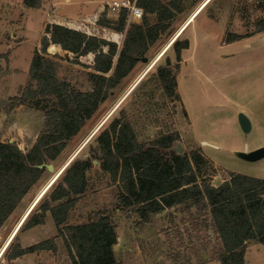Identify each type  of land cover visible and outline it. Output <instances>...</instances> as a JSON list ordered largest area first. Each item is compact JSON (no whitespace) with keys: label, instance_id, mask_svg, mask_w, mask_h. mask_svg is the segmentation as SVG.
Returning a JSON list of instances; mask_svg holds the SVG:
<instances>
[{"label":"rangeland","instance_id":"rangeland-1","mask_svg":"<svg viewBox=\"0 0 264 264\" xmlns=\"http://www.w3.org/2000/svg\"><path fill=\"white\" fill-rule=\"evenodd\" d=\"M113 1L42 0L40 8H31L23 0H0V139L14 141L21 149L28 150L43 130L44 111L28 105L20 106L19 99L21 90L31 82L29 68L36 48H41L46 25L59 23L96 33L116 40L122 46L128 28L119 32L111 28L113 26L103 27L97 22ZM163 1L168 3L170 0ZM198 1L184 0L185 10L176 14L171 27L144 55L149 61L140 59L133 71L100 104L83 129L69 141L65 150L55 160L46 163L53 164V169L45 168L41 179L0 228V245H4L30 204L59 169L69 164L100 124L103 123L99 132L123 106L129 110L140 141L178 131L183 145L179 154L200 152L208 166L202 165L197 172L214 185L221 184L233 172L264 177V158L249 161L235 154V151H252L264 146V32L255 33L256 22L264 15L259 7L260 0H212L196 22L180 36L190 42L189 48L182 50L181 60H177L175 49L171 47L148 70L188 20L195 9L191 13L190 10ZM108 17L117 19L118 13L108 14ZM148 17L155 20V15ZM207 17L208 23L205 21ZM131 22L133 20L128 19L127 27ZM234 36L242 38L227 42ZM47 57L59 61L57 75L60 79L69 81L72 87L81 91L92 89L93 55L76 58L60 46L51 45ZM168 58L174 68L179 63L177 98L169 97L157 79L159 66ZM142 75L144 79L133 90ZM41 102V105L51 104L47 99ZM118 104L121 106L111 114ZM17 107L20 108L11 113ZM240 112L251 119L253 128L248 134L239 124ZM98 131L91 140L93 144H96ZM89 146L87 144L78 157H90ZM99 165L100 162L94 159V167L88 173V191L72 210L71 223L109 214L124 242L119 247L118 256L123 254L127 244L132 254L141 249L147 255L172 258L176 264H221L222 243L210 208L204 201L175 206L177 219L172 220V226L167 223V218L174 214L170 211H162L160 216L153 214L149 222H143L133 209L121 206L117 183L112 182L110 175L101 171ZM169 228L172 230L168 231ZM50 229L49 225L43 228L41 235H47ZM127 230L135 231L139 236H129ZM24 232L26 229L20 231L15 242L22 241ZM246 260L247 264H264V245L257 240L249 241ZM4 261L10 264L7 258Z\"/></svg>","mask_w":264,"mask_h":264},{"label":"trees","instance_id":"trees-1","mask_svg":"<svg viewBox=\"0 0 264 264\" xmlns=\"http://www.w3.org/2000/svg\"><path fill=\"white\" fill-rule=\"evenodd\" d=\"M23 2L28 7L40 8L42 0ZM259 2L264 13V0ZM137 4L144 11L143 17L128 27L126 8L113 11L107 6L97 20L100 26H113L111 28L119 32L128 28L122 46L118 41L96 33L59 23L46 25L41 48H36L29 68L31 82L21 90L19 99L20 105L44 111L43 130L28 150L21 149L14 141L0 140V228L41 179L45 168L39 165L55 160L65 150L100 104L171 27L176 14L185 10L184 0H170L168 3L137 0ZM115 13H118L117 19L108 17V14ZM149 15H155V20L151 21ZM257 32H264V15L256 22ZM241 38L234 36L227 42ZM51 45L60 46L76 58L93 55L91 90H78L69 81L58 77L59 61L47 57ZM189 45V39L182 40L179 36L169 49H175L180 61L182 50ZM178 68L179 63L174 68L168 58L156 73L162 89L171 98L178 97ZM42 99L51 101V104L41 105ZM129 114L127 107H121L109 124L98 131L96 144L91 140L97 133L93 136L87 143L91 156L78 157L86 144L38 201L18 233L45 224L51 214L71 264H122L114 250L118 242L117 226L109 214L89 217L81 223L70 222L72 210L88 191V173L97 159L100 170L117 183L121 206L133 209L143 222H149L153 214L167 208L189 201H204L210 208L222 243L221 264H246L248 242L257 240L264 245V177L233 172L221 184L214 185L197 172L202 165L208 166L200 152L178 153L176 146L181 138L178 131L140 141ZM18 233L3 254L7 260L37 250L56 251L58 248L55 238L23 247L19 241L15 242Z\"/></svg>","mask_w":264,"mask_h":264},{"label":"crops","instance_id":"crops-1","mask_svg":"<svg viewBox=\"0 0 264 264\" xmlns=\"http://www.w3.org/2000/svg\"><path fill=\"white\" fill-rule=\"evenodd\" d=\"M204 1L205 0H199L195 4L193 9L190 10V13L195 9L193 11V13H194L198 9V7H200L202 5V3ZM206 7L204 8V10L206 9ZM204 10H202V11L204 12ZM197 19H195V20H197ZM207 20H208V17L205 19L206 23H208ZM194 22H196V21H193L192 24H194ZM53 48L57 49V47H53ZM0 62H1V60H0ZM13 70H15V69H13ZM20 106H24V105H20ZM18 108H20V107L12 109L11 113L14 112L15 109L18 110ZM30 110L32 111L33 109H30ZM0 140L3 141L2 139H0ZM175 208H176L175 206L172 207V208H167L163 212H166V211L174 212ZM163 212L156 214V216H158V215L160 216V214H163ZM176 219H177V213L174 212L173 215H170L167 218L168 226H172V220L175 221ZM164 220H166V219H164ZM162 221H163V219H162ZM77 223H81V221L77 222ZM48 225L51 228L50 232L47 235H41V233H40L41 230L43 228L47 227ZM158 225H159V223H158ZM160 225H161V222H160ZM116 229H117V233H119L118 232V227H116ZM171 230H172V228L168 229V231H171ZM127 231H128V235L129 236L132 235V234H135V236H136L135 231H133V232H130L131 230L130 231L127 230ZM138 236L139 235H137L136 237H138ZM48 238H55V241H56V243L58 245V248H57L56 251H52V250H37V251H34V252H29V253H27V254H25V255H23L21 257H18L16 259L8 260L9 263L10 264H71L70 257L67 254L65 246H64L63 238L61 236H58V230H57V227H56V225H55V223L53 221V218H52L51 214H48L45 224L37 225V226H34L32 228L26 229V232L22 233V241H20V242H21L23 247H28V246H31L33 244H36V243H38V242H40L42 240L48 239ZM132 239L133 238L130 239V241H129L130 243H131ZM6 241H5V243H6ZM5 243H4V245H5ZM2 245L3 244L0 245V252L2 251V248L4 247V245L3 246ZM122 245H124V242L121 241L120 235L118 234V242H117V244H115L114 250H115L116 258L122 264H176V262L172 258H169V257L162 258V257L154 255V254L153 255L152 254L151 255H147L146 252H144L141 249L136 251L135 254H132V252L129 250L130 247L128 248L127 244H126V246L123 249V251H124L123 254L121 256H118L119 247L120 246L122 247ZM1 246H2V248H1ZM4 258H5V255H3V257L0 259V264H5ZM246 264H247V260H246Z\"/></svg>","mask_w":264,"mask_h":264},{"label":"bare ground","instance_id":"bare-ground-1","mask_svg":"<svg viewBox=\"0 0 264 264\" xmlns=\"http://www.w3.org/2000/svg\"><path fill=\"white\" fill-rule=\"evenodd\" d=\"M212 0H205L202 5L200 7H198V9L188 18V20L182 25V27L178 30V32L173 36V38L169 41V43L163 48V50L160 52V54L158 55V59L169 49L170 45L179 37L181 36L186 29L193 23V21H195V19L197 18V16L202 12V10L211 2ZM156 60V61H157ZM155 61V62H156ZM154 62V63H155ZM154 63H152V65L148 68L151 69L152 66L154 65ZM145 75V74H144ZM144 75H142L133 85L132 89L134 87H136V85L142 80V78L144 77ZM131 89V90H132ZM120 105V104H118ZM117 106V105H116ZM117 109V107L115 108V110ZM114 110V111H115ZM113 111V110H112ZM110 112L111 114L114 113ZM108 115V117L111 116ZM103 125V123L100 124V126L96 129V131L88 138L89 140H87L86 144L93 138V136L96 134V132L99 130V128ZM206 143V142H205ZM85 144V145H86ZM84 147V145L82 146V148ZM70 162V161H69ZM68 165V164H67ZM67 165H64L63 167H61L59 169V171L57 172L56 176H54L46 185L45 187L40 191V193L37 195V197L34 199V201L30 204L29 208L27 209V211L24 213V215L21 217V219L18 221V223L16 224L15 228L13 229L12 233L10 234L9 238L7 239L4 247L2 248V251L0 252V259L3 257V254L5 252V250L7 249L8 245L10 244V242L14 239V237L16 236V234L18 233V231L20 230L22 224L24 223V221L26 220V218L28 217V215L30 214V212L32 211V209H34L35 205L38 203V201L42 198V196L46 193V191L52 186V184L54 183L55 180H57V177L63 173L65 167Z\"/></svg>","mask_w":264,"mask_h":264},{"label":"water","instance_id":"water-1","mask_svg":"<svg viewBox=\"0 0 264 264\" xmlns=\"http://www.w3.org/2000/svg\"><path fill=\"white\" fill-rule=\"evenodd\" d=\"M143 61H149V58L147 56H144L141 58ZM239 124L245 134H248L252 131V122L251 119L248 117L247 114L240 112L238 115ZM177 151L178 153H181L183 151V145L181 142L177 143ZM235 154L245 160L249 161H256L259 159L264 158V146L256 148L252 151H235ZM40 168H49L53 169V164H46L43 163L39 165Z\"/></svg>","mask_w":264,"mask_h":264},{"label":"built area","instance_id":"built-area-1","mask_svg":"<svg viewBox=\"0 0 264 264\" xmlns=\"http://www.w3.org/2000/svg\"><path fill=\"white\" fill-rule=\"evenodd\" d=\"M108 6L113 10L116 11L120 8H126L128 19L129 20H140L143 17L144 11L143 9L138 6L137 0H114L112 3L108 4Z\"/></svg>","mask_w":264,"mask_h":264}]
</instances>
